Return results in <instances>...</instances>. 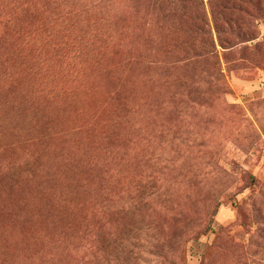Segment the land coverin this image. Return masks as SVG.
<instances>
[{
  "label": "rangeland",
  "instance_id": "374dc122",
  "mask_svg": "<svg viewBox=\"0 0 264 264\" xmlns=\"http://www.w3.org/2000/svg\"><path fill=\"white\" fill-rule=\"evenodd\" d=\"M155 1L0 0V264H264V0Z\"/></svg>",
  "mask_w": 264,
  "mask_h": 264
},
{
  "label": "trees",
  "instance_id": "16d2710c",
  "mask_svg": "<svg viewBox=\"0 0 264 264\" xmlns=\"http://www.w3.org/2000/svg\"><path fill=\"white\" fill-rule=\"evenodd\" d=\"M182 1L183 0H156L153 4L154 8H152L156 14L154 25L157 26L160 32L168 33L169 36L176 35V38L179 40L186 38L191 41L190 46H188L189 52H185V54L188 55L192 52L191 58L193 59L196 56L194 49L191 48L193 43H199V45H202L204 48H211V44L213 43L211 41L212 33L207 27L208 22L201 9V2L196 0L200 10H195L192 12V17L187 18V14L182 12L183 8H180ZM160 16L161 18L159 19ZM185 43L187 44V42ZM198 234L199 232L193 228L184 230L178 235L176 246L179 248L181 239L183 240L187 237L189 239H195Z\"/></svg>",
  "mask_w": 264,
  "mask_h": 264
}]
</instances>
